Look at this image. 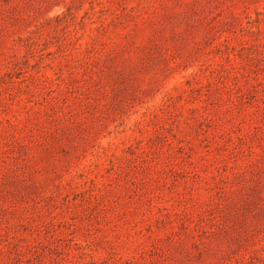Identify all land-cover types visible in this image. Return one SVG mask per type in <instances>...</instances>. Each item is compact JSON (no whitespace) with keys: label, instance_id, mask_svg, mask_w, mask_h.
<instances>
[{"label":"rangeland","instance_id":"rangeland-1","mask_svg":"<svg viewBox=\"0 0 264 264\" xmlns=\"http://www.w3.org/2000/svg\"><path fill=\"white\" fill-rule=\"evenodd\" d=\"M0 264H264V0H0Z\"/></svg>","mask_w":264,"mask_h":264}]
</instances>
